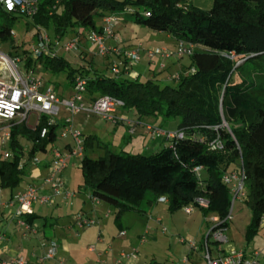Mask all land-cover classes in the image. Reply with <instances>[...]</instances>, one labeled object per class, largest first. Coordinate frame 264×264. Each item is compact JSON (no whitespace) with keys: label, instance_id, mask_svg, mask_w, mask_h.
Wrapping results in <instances>:
<instances>
[{"label":"trees","instance_id":"trees-1","mask_svg":"<svg viewBox=\"0 0 264 264\" xmlns=\"http://www.w3.org/2000/svg\"><path fill=\"white\" fill-rule=\"evenodd\" d=\"M181 1L37 0L38 12L28 16L39 29H52L58 40L74 30L73 37L81 46L80 39L91 31L104 33L105 39L112 37L114 25L110 35L106 33L110 27L106 17L131 8L132 12L126 15L133 17L134 22L166 32L178 41V47L183 41L192 45L191 52L184 53L191 57L189 70L176 75L180 79L177 86H161L152 79L141 81L128 76L131 73L124 70L133 61L113 50L125 51L124 46L108 47L113 49L105 54L125 55L116 77L93 66L75 67L54 50L40 51L34 58L23 49L22 57L12 56L25 59L27 67L39 62L42 69L51 72L67 69L72 86L77 77L85 78L87 101L109 94L123 99L122 108L134 109L140 118H181L178 129L184 131V136L151 154L116 152L102 146L96 135L84 138L80 165L84 187L92 191V196L114 206L116 219L128 211H143V201L152 205L162 196L167 197L173 211L203 198L209 202L207 207H200L204 215L216 214L227 226L234 193L224 175L238 171L244 173V201L252 210L248 230L251 238L264 217V84L243 77L242 69L247 64L264 63V0H213L209 9ZM20 14L8 11L0 1V42H9L15 49L19 45L12 34V23ZM98 18H103L101 26ZM86 52L81 51V57ZM140 60L141 55L137 62ZM59 125L58 121L50 124L49 117L43 115L35 127L23 123L10 127L8 147L13 157L3 159L0 155L2 189L10 188L12 196L22 188L33 159L40 152H49V145L57 140ZM43 127H48L44 137ZM214 142H219L217 148H212ZM66 147L71 149V144ZM96 148H105L104 154H87ZM23 155L28 162L20 166ZM195 166H202L201 176L193 170ZM37 218L36 213L28 215L31 223ZM48 218L44 217V226H53Z\"/></svg>","mask_w":264,"mask_h":264},{"label":"rangeland","instance_id":"rangeland-1","mask_svg":"<svg viewBox=\"0 0 264 264\" xmlns=\"http://www.w3.org/2000/svg\"><path fill=\"white\" fill-rule=\"evenodd\" d=\"M182 4L187 5L189 3L195 4L201 8L209 9L213 5V0H182ZM143 11V7H141ZM114 17L118 18L114 27H112L113 31L116 32V37L107 36L106 46L116 44L119 47H125L128 51L136 50L139 48L141 60L134 64H129L131 70L134 72H138L139 77L132 75V78L141 81H147L149 79L154 80L156 83H159L161 86L170 84L177 86L180 83V79L176 78V75H180L184 71L189 70L191 64V57L188 54H179L178 52V41L175 38L170 37L166 32L159 31L151 28L149 25L144 23H137L134 21H125L124 17L126 14L122 11H118L112 13ZM17 19L12 23L13 30L16 34V44L19 45L17 49L12 48L9 42H0V49L7 54L10 55H18L22 57L23 49H27L30 55L35 58L37 55V50L40 48L43 42L47 43L45 36L46 34L50 36V41L53 44H56V50L60 56L65 57L72 63L75 67H85L91 68L102 72L110 77H116L117 74L114 73L113 64L120 63L125 59V55H117L111 53L109 55H102L99 53V48L96 43L88 40L87 37H84L82 40V44L76 51L67 52L63 49L64 43L73 36L74 30H70L66 35L58 40L54 31L39 29L30 17L20 14L17 15ZM129 17V16H128ZM103 18L97 19L98 26H101L103 23ZM42 37H44L42 39ZM126 40V41H125ZM127 42V43H126ZM88 47V54L86 56H82L81 51L84 49V46ZM161 47L165 48L170 52V55L162 60L160 56H154L151 58L148 55V50ZM19 68L23 72H28L34 68V72L36 75L40 76L45 83H54L57 87V93L60 97H69L72 93H74V86L70 85L69 78L67 77L68 71L67 69L60 70L58 72H51L48 70L42 69V66L39 62H33L31 66L27 67L26 60L22 59L18 63ZM132 70V71H133ZM93 69L91 70V73ZM243 77L247 79H252L258 84H264V63L257 64H247L242 69ZM135 113V114H134ZM116 116L118 118L125 119L130 116L133 119L138 120V115L134 109L128 108H119L116 111ZM122 114H125L122 116ZM70 116L69 112L61 106V112L58 116H55V119L60 122L58 126L57 132L58 137L54 144L49 145V152L43 153L40 152L37 154V157L40 158V162H44L45 160H51L54 156V148H60L64 153H67L69 149L66 147V143L70 142L72 145H75V140L68 134L66 137H62L61 133L65 130L66 119ZM74 126L75 130L81 132V138H85L87 135H96L99 140L102 142V146L106 145L110 149L116 152H130V153H148L147 149L144 145L149 143L150 136L147 133L146 137L139 135H132L129 133V128L125 122L118 123L113 120H106L99 115H90L87 116L85 111H81L78 114L74 115ZM142 119L148 123L158 125L163 128H171L177 127L181 121L180 117H166L163 115L158 116H144ZM121 121V120H120ZM119 121V122H120ZM35 123V119L32 118V124ZM6 129L0 131V137L5 133ZM26 143L25 139L22 140ZM9 148V147H8ZM105 148H96L94 151H86L92 157H97L99 155L104 154ZM3 150H0V154ZM74 159V161H73ZM81 158L73 157L72 160H69L68 170L72 172L76 182L72 183V185L78 187L80 184L83 186V175L80 168ZM66 169H63L62 175H60L65 183L67 182V178L65 175ZM27 178L25 177L23 181V185L27 183ZM22 185V186H23ZM79 190V189H78ZM17 191V189H16ZM81 193L83 190H79ZM78 191V192H79ZM4 194H10V188L3 189ZM91 204L93 202L90 200ZM140 208L143 211H128L123 217L127 222H134L136 219H146L150 215L160 216L163 219V224L169 228V232L167 234L157 233L160 240L159 242L151 240L149 235L146 237V244L144 247H141L142 261L148 262L152 259L151 253L157 254L156 261L159 264H163L166 257L169 258L170 262L179 263L181 262V256L186 253L189 249L186 243H181L178 248H182L183 251L180 253L177 249L173 247L170 248V237H174L171 235V232H174V228H177L178 232L175 236L177 239L180 236H185L187 234L186 228H191L190 234L193 236L196 233L197 227L196 225L199 223V220L196 221L197 218H204L205 220V228H212L216 223L211 219L213 215L208 216L204 215L203 211L200 207H196L191 214L185 212L184 207H181L177 210H170L169 204L167 202L157 201L152 205L147 204L145 201L142 202ZM112 214L111 217L114 219L116 214V209L112 206ZM82 212V211H80ZM79 212V213H80ZM230 218L228 221V225L226 226L225 234L228 237L227 242H216L214 245L215 249L219 246L221 247H235L246 249L250 254L253 251H258L260 255V259L264 260V217L262 218L260 227L258 232L253 236H248L249 224L251 223L252 210L251 207L244 201L239 198H235V194L233 195L231 207H230ZM153 213V214H152ZM216 215V214H214ZM1 219V217H0ZM37 223L41 224L42 218L39 217L36 219ZM196 222V223H195ZM172 230V231H171ZM8 231V233H6ZM23 227L18 225L15 221H11V217L8 216L6 219L2 218L0 220V234H5L6 236H10L9 243L20 250L21 255L24 257L29 256L30 247L33 248L34 245L32 239L25 238L23 236ZM41 247V246H39ZM197 253H200L197 251ZM177 257H174L176 256ZM197 254L194 255L196 257ZM251 255V254H250ZM155 261V262H156ZM189 264H193V259L189 261Z\"/></svg>","mask_w":264,"mask_h":264},{"label":"built area","instance_id":"built-area-1","mask_svg":"<svg viewBox=\"0 0 264 264\" xmlns=\"http://www.w3.org/2000/svg\"><path fill=\"white\" fill-rule=\"evenodd\" d=\"M4 7L8 11H15L26 16H33L38 12L37 0H12L13 7L9 10L7 6V0H0ZM124 14L131 13V8H126ZM106 22L110 25L105 29V32L110 35L111 26L114 25L118 18L114 15L106 17ZM12 34L16 36L15 31L12 30ZM88 40L96 43L99 48V53L102 55L111 52V48H108L105 44V35L98 31H91L87 36ZM44 37H42L43 39ZM45 39L47 43L43 42L40 48L37 50V55L40 51L49 52L56 50V44L51 43L50 36L46 34ZM80 47L78 38L73 37L64 43L63 49L67 52L76 51ZM119 54H126L130 57L133 63H136L140 59L139 50H125L114 48ZM192 45L183 41L179 44V54L190 53ZM150 57L159 55L162 60L170 55V52L165 48H152L148 51ZM20 58L13 57L10 54L0 49V131L6 129L5 133L0 137V150L3 152L0 154L3 159H11L13 152L8 148V142L11 137L10 127L16 123H23L29 126L35 127L39 119L43 115L49 117V123L53 124L57 120L55 116H58L61 112V106L69 112L70 116L66 119L65 130L62 131L61 136L66 137L68 134L75 140V145L71 144V149L67 153H64L60 148H54V156L50 163V172L45 177L43 185L48 187L51 191L50 194L40 193V187L29 185L26 188L17 190L9 199L0 203V210L2 208L11 209L13 213L11 215V221H15L18 225L23 227V236L25 238H32L39 233V230L28 220V215L35 213L34 204L40 202L41 204L49 203L52 197H62L64 200L69 201L76 195V191H73L66 187L62 175L63 169L69 166V160L73 157L82 158L84 155V139L81 138V132L74 129V115L81 111H85L87 116L99 115L106 120H113L119 122L120 118L116 116V111L125 105L123 99L115 97L113 95L105 94L99 96L93 101H87L86 90L87 80L85 78L77 77L74 84V93L69 97H60L57 93V87L54 83H45L43 79L36 75L34 70L31 69L28 72H23L18 63ZM113 70L115 73L121 72V62L113 64ZM125 73L130 74V67H125ZM138 74H135L137 76ZM177 77V76H176ZM32 118L35 119V123L32 124ZM147 133L151 139L165 138L173 143V139H180L184 136V131L181 129L171 130L166 129L151 123H145ZM134 132V128L130 129ZM48 133V127H43L41 130V136L44 137ZM219 142L212 143V148H217ZM39 157L33 159V163H38ZM74 161V160H73ZM28 162L26 156H21L20 166H23ZM193 170L201 176L202 166H195ZM224 181L232 186V191L235 194V198L245 200L247 194L244 187V173L238 171H232L224 175ZM0 187V194L2 193ZM93 200L97 201L98 197L93 196ZM160 202H167L166 196H162L158 199ZM208 200L203 198H196L195 203H191L184 207L185 212L190 214L196 207H207ZM110 212L106 213L108 216ZM212 220L216 223L210 231V236L216 242H227L228 237L225 234L226 226L223 225L224 219H220L218 216H211ZM230 217V215H229ZM80 226L90 225L95 223L94 218H84L79 216ZM123 234L125 232H122ZM5 234L0 235V241H4ZM47 245V244H46ZM136 249H134L132 255H135ZM260 253L255 251L249 255L244 250H235L229 254L218 255L213 257L209 252L207 253V264H264V260L259 258ZM54 260V264H67L63 259H56V244L50 243L46 246L44 256L41 258L43 261ZM0 264H33L32 261L22 256H14L9 259L2 258L0 255ZM115 264H120L116 262Z\"/></svg>","mask_w":264,"mask_h":264},{"label":"crops","instance_id":"crops-1","mask_svg":"<svg viewBox=\"0 0 264 264\" xmlns=\"http://www.w3.org/2000/svg\"><path fill=\"white\" fill-rule=\"evenodd\" d=\"M128 16L129 15L123 16L125 21H134L133 17ZM112 37H116L115 31ZM106 42L107 39H105V44ZM111 46L117 45L114 44L108 47ZM82 51H87L86 53H88V47L85 45ZM132 70L131 74L128 76L132 77V75L138 74V72ZM124 115L125 114H122V116ZM125 117H127L125 119L128 120L120 118L121 121L118 123H123L125 120L130 134L133 136H147L145 123L148 122L144 121L139 116L138 120L133 119L130 116ZM131 128L135 129L134 132L130 130ZM178 128L179 124L177 127H171L168 129L177 130ZM149 140V143L144 145L147 149V154L155 153L163 147L171 144V142L165 138ZM68 143L70 142H67L66 144ZM30 166L27 183L24 184L22 188H26L33 184L34 186L41 188L40 193L50 194V189L43 185L45 177L50 172V160H45L40 163H32ZM65 175L67 178L66 187L77 193L75 197L69 201L58 196L52 197L49 203L41 204L40 202H36L34 204L35 213L42 218L43 222H41V224L37 223L36 220L33 222V225L39 230V233L30 238L33 240L32 242H34V247H30L29 256L25 257L26 259L32 261L33 264H54V260L43 262L40 260L44 256L46 246L50 243H55L56 259H63L67 264H115L118 261L120 264H159L156 261L157 254L153 252L151 253V260L148 262L142 261L141 247L145 246L146 237L148 235L151 240H154V243H156V241L159 242L160 240L157 233L167 234V232H169V228L163 224V219L160 216L150 215L146 221H143V219H136L134 222H127L126 219L124 220V217L121 219H113L111 217L113 211L110 204L99 197L97 201H94L92 191L85 188L84 184L83 186L80 184L78 187L72 185L76 180L72 175V172L68 170V167ZM78 189L83 190V192L81 193ZM10 196L11 194H4L2 190V193L0 194V203L9 199ZM90 200L93 204H91ZM108 212H110V214L107 216L106 213ZM12 213L13 210L2 208L0 210V220H2V218L6 219L8 216L11 217ZM79 216L84 218H94L96 221L90 225L80 226V220L78 219ZM44 217H50L48 219H50L53 226H44ZM197 220H199V223L196 225L199 226L197 227L194 236L193 234H190L191 228L187 227V234L185 236H180V238L177 239V236H175L178 233L176 232L177 228L173 227L174 232H171L170 234L174 237L169 236L168 238L170 240V248L174 246L173 248L181 253L183 247L178 248L179 245L188 242L186 244L189 249L183 254V256H181V262H170L169 258L166 257L163 264H189L191 259H193V264H207L208 252L213 257H216L221 254L225 255L241 249L219 246L216 250V246L214 245L216 241L210 236V231L213 227H207L204 229V218H197L196 221ZM122 232L125 233L123 234ZM6 233H8V231H6ZM10 240V236H6L4 241H0L1 257L5 259L14 256L24 257L21 255L20 250L9 243ZM134 249H136V253L135 255H132ZM242 250L249 254L246 249ZM197 251L200 253H197ZM254 252L255 251L250 254H253ZM195 254H197L196 257H194ZM174 257H177V255Z\"/></svg>","mask_w":264,"mask_h":264},{"label":"clouds","instance_id":"clouds-1","mask_svg":"<svg viewBox=\"0 0 264 264\" xmlns=\"http://www.w3.org/2000/svg\"><path fill=\"white\" fill-rule=\"evenodd\" d=\"M7 6H8V8H9V10L12 9V7H13L12 0H7Z\"/></svg>","mask_w":264,"mask_h":264}]
</instances>
